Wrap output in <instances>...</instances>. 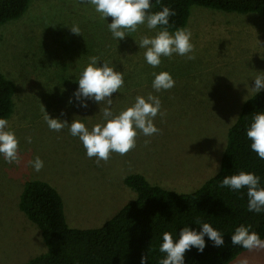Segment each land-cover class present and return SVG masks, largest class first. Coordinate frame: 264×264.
<instances>
[{
    "label": "rangeland",
    "instance_id": "rangeland-1",
    "mask_svg": "<svg viewBox=\"0 0 264 264\" xmlns=\"http://www.w3.org/2000/svg\"><path fill=\"white\" fill-rule=\"evenodd\" d=\"M110 22L86 0H30L21 17L0 25V72L15 85L7 120L21 157L18 164H7L0 156V264H25L47 250L40 229L18 207L28 180L54 187L66 223L79 229L102 226L136 197L124 184L128 174L140 173L150 184L177 193L196 190L219 170L228 128L254 94L252 79L264 75V17L257 13L192 5L184 28L192 33L195 59L174 54L162 57L156 68L134 42L155 30L138 25L117 42ZM74 25L80 35L71 32ZM93 56L124 75V85L112 95L114 114L149 94L160 98L163 113L153 121L158 134L138 133L135 148L99 163L86 156L67 127L49 130L42 110L69 123L80 119L89 129L104 122V103L89 102L87 108L68 103ZM160 72L170 73L175 86L157 93L152 81ZM37 156L44 162L38 173L28 164ZM229 264H264V249L246 250Z\"/></svg>",
    "mask_w": 264,
    "mask_h": 264
},
{
    "label": "trees",
    "instance_id": "trees-1",
    "mask_svg": "<svg viewBox=\"0 0 264 264\" xmlns=\"http://www.w3.org/2000/svg\"><path fill=\"white\" fill-rule=\"evenodd\" d=\"M30 0H0V25L18 19ZM192 5L226 12H253L264 17V0H153V11L174 8L169 31L184 28ZM14 83L0 72V118L8 119L13 112ZM264 111V90L248 97L241 105L235 122L228 128L219 170L189 193H177L150 184L144 175L131 173L124 184L136 192V197L97 228L69 227L57 190L43 180L24 183L18 207L41 232L46 252L30 258L25 264H139L147 254L149 264H159L164 254L159 251L162 234L175 237L185 225L199 230L193 222L210 223L224 233L223 247H213L206 239L203 253L195 248L185 252V264H229L246 251L232 246L231 234L240 224L252 225V231L264 239V215L247 211V197L228 188H219L226 175L240 171L253 172L262 179L264 160L250 150L246 128L255 112Z\"/></svg>",
    "mask_w": 264,
    "mask_h": 264
},
{
    "label": "clouds",
    "instance_id": "clouds-1",
    "mask_svg": "<svg viewBox=\"0 0 264 264\" xmlns=\"http://www.w3.org/2000/svg\"><path fill=\"white\" fill-rule=\"evenodd\" d=\"M86 2L103 20L111 18L107 27L117 42L130 37V33L137 31L138 25H146L149 30H155L154 36H144L138 43L134 40L139 49H145L144 60L153 68L161 64L162 57H172L174 54L189 60L195 59L191 31L187 28H177L174 32L168 30L171 26L170 17L177 15L174 8L164 6L158 12L151 11L153 0H86ZM70 30L73 34L80 35L78 26L74 25ZM89 61L75 81L78 86L68 103L75 102L80 108H87L89 102L97 105L104 103L106 105L102 109L104 122L89 129L80 119H73L69 123L59 117H50L43 106L42 110L49 130L60 132L67 127L70 135L81 141L86 156L90 159L95 158L99 163L108 161L113 152L125 155L135 148L138 133L146 137L158 134L159 129L153 121L158 114L163 116V113L160 98L149 94L147 98L137 96L131 106L119 114H114L111 108L112 95L124 85V75L106 62L98 63L101 60L95 56L90 57ZM252 80L254 85L250 89L255 95L259 94L264 90V75H258ZM174 86L175 81L170 73L154 74L152 88L155 92L166 91ZM245 132L246 138L250 141V150L259 159L264 160V111L255 112ZM26 139L28 143L32 142L31 137ZM0 156L7 164H18L21 159L19 140L15 132L10 130L9 121L5 118H0ZM28 164L37 173L44 167V162L39 156L28 161ZM261 184L262 179L259 175L240 171L237 174L226 175L220 180L219 188L237 192L245 190L241 194L247 197V211L260 216L264 215V187ZM193 223L199 226V230L185 225L180 229L178 236L174 237L170 232L162 234L159 251L164 256L159 260V264H185L186 251L195 248L198 253H203L206 247L205 238L213 247L224 246V233L220 230L199 219ZM230 242L232 246L247 250L264 249V239L252 231L250 224L237 226L231 234ZM139 264H149L147 254L140 257Z\"/></svg>",
    "mask_w": 264,
    "mask_h": 264
}]
</instances>
